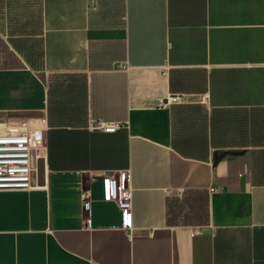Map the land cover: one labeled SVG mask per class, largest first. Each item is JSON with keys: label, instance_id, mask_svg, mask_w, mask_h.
I'll use <instances>...</instances> for the list:
<instances>
[{"label": "crops", "instance_id": "1", "mask_svg": "<svg viewBox=\"0 0 264 264\" xmlns=\"http://www.w3.org/2000/svg\"><path fill=\"white\" fill-rule=\"evenodd\" d=\"M39 1L0 131L42 118L46 154L35 187L0 189V264H264V0ZM119 172L130 229L103 198Z\"/></svg>", "mask_w": 264, "mask_h": 264}, {"label": "built area", "instance_id": "2", "mask_svg": "<svg viewBox=\"0 0 264 264\" xmlns=\"http://www.w3.org/2000/svg\"><path fill=\"white\" fill-rule=\"evenodd\" d=\"M159 105H164L159 100ZM89 129L114 132L123 127L121 122L90 120ZM46 154V124L42 118L14 122L0 131V189H31L35 187L32 176L37 168L35 162ZM103 198L113 201L121 214L122 227L131 228L133 188L129 173H111L103 178ZM89 190L82 189L80 205L89 208ZM196 227L193 233H201Z\"/></svg>", "mask_w": 264, "mask_h": 264}, {"label": "rangeland", "instance_id": "3", "mask_svg": "<svg viewBox=\"0 0 264 264\" xmlns=\"http://www.w3.org/2000/svg\"><path fill=\"white\" fill-rule=\"evenodd\" d=\"M40 29L39 0H0V67L38 65Z\"/></svg>", "mask_w": 264, "mask_h": 264}, {"label": "water", "instance_id": "4", "mask_svg": "<svg viewBox=\"0 0 264 264\" xmlns=\"http://www.w3.org/2000/svg\"><path fill=\"white\" fill-rule=\"evenodd\" d=\"M226 154V151H223L221 153H216L215 156H214V162H216L219 158H221L223 155Z\"/></svg>", "mask_w": 264, "mask_h": 264}]
</instances>
